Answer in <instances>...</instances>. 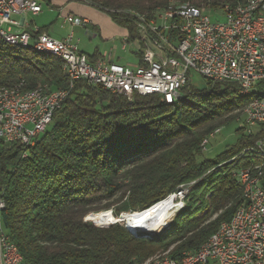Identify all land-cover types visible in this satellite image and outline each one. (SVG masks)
<instances>
[{
	"label": "trees",
	"instance_id": "16d2710c",
	"mask_svg": "<svg viewBox=\"0 0 264 264\" xmlns=\"http://www.w3.org/2000/svg\"><path fill=\"white\" fill-rule=\"evenodd\" d=\"M69 1L106 14L135 42L138 24L171 4L219 14L249 0ZM205 81L197 89L189 80L172 105L159 95L129 101L82 80L70 88L58 58L0 43V88L23 82L24 92L45 86L68 92L33 146L0 144V222L25 264H143L164 254L180 261L234 217L245 205L236 173L258 160H231L264 139V124L251 134L240 128L237 141L213 158L205 157L202 143L238 123L264 95V82L244 97L236 84ZM180 191H187L184 207L158 235L135 238L124 227V213L145 211Z\"/></svg>",
	"mask_w": 264,
	"mask_h": 264
},
{
	"label": "built area",
	"instance_id": "2783aa9c",
	"mask_svg": "<svg viewBox=\"0 0 264 264\" xmlns=\"http://www.w3.org/2000/svg\"><path fill=\"white\" fill-rule=\"evenodd\" d=\"M45 1L0 0V38L36 44L58 55H66L74 82L82 80L102 86L129 101L134 95H159L164 103L180 98L193 72L214 83L236 84L240 90L256 89L264 82V0H254V5L250 6L253 16L234 13L230 8L223 22H219L218 17L212 21L204 14H178L165 9L157 14V19L138 24L139 40L124 39V51L130 43L140 46V61L133 67L115 63L111 54L91 62L74 44L72 32L64 41H58L46 33H39V29H31L27 16L41 15ZM229 15L240 16V23H230ZM64 23L83 29L89 24L72 15H66ZM22 83L17 87L22 88ZM46 88L28 94L25 100L0 97V144L30 147L46 132L68 95L67 91H54L52 100H43ZM244 124L247 134L264 124V97H258L254 106L248 107ZM207 144L208 140H204L202 147ZM250 149L264 150V139L245 150ZM261 170L262 166L253 163L237 171L236 178L242 181L246 173L256 172V181L251 187L254 198H248L240 212L222 225L215 241H208L214 256L202 254L196 260H187L186 253V264H264V178H260ZM186 192L180 191L168 198L177 201ZM219 242H226V249H219ZM176 262L172 259L164 264ZM0 264H21L16 261L10 243L2 237L1 225Z\"/></svg>",
	"mask_w": 264,
	"mask_h": 264
},
{
	"label": "bare ground",
	"instance_id": "6f19581e",
	"mask_svg": "<svg viewBox=\"0 0 264 264\" xmlns=\"http://www.w3.org/2000/svg\"><path fill=\"white\" fill-rule=\"evenodd\" d=\"M251 5H254V0H249L243 5H239L236 7H233L234 13L237 14H245V16H253V8L250 7ZM167 10H171V13H178V14H204V12H201L200 10L193 8V7H187V6H175L174 4H171ZM230 10V7L225 8L222 12L224 16L227 14V12ZM161 12H164L161 11ZM160 12V13H161ZM159 13V12H158ZM223 16V17H224ZM209 17V16H208ZM157 19V15L155 17ZM229 22L230 23H240V16L238 15H229ZM0 43H3L8 46L22 48V49H28L32 48L36 53L39 54H45V55H51L52 57L58 58L63 63V70L70 79V87H73L74 84V77L72 73V68L69 66V57L66 55H58L55 51L51 49L41 48L37 47L36 44H24V43H18V41L11 40L8 38H0ZM45 87H41L35 91L30 92H24L23 90H20V88H0V97H10L17 99V100H25L28 99V94H32L34 92H39ZM240 94L242 96H250L252 92L255 91V89H249V90H240ZM56 92H63V90H57ZM262 94V93H261ZM264 94V93H263ZM54 96V91H51L49 89H45L43 93V100H52ZM264 97V95L262 96ZM178 100V99H177ZM169 101L166 102V105H172L175 101ZM257 100L255 98L253 101H251L246 108L244 109L243 115L244 117L247 116L248 113V107L254 106V101ZM220 130L215 131L210 137L216 135L219 133ZM44 134V133H43ZM42 134V135H43ZM40 135V136H42ZM256 157L258 160L259 166L263 167V170L260 171V178H264V150L261 149H250V150H244L240 156L237 159H233L231 162H236V160H240L247 157ZM255 158V159H256ZM240 185L243 188V198L245 201V204L248 203V198H254V189H251V187L254 185L256 181V172H249L246 173L244 180L242 181L241 178H237ZM184 205L182 202H176L173 200V198H169L163 202H160L151 208L142 211L134 216L129 217L125 221V225L128 226V228L134 232H142L145 234H154L156 232L161 231L164 227L168 226L169 223L172 221V219L175 217V215L183 209ZM4 209V202L1 200V206H0V212ZM240 212V209L237 211V213ZM1 225V222H0ZM223 225V224H222ZM222 225L220 226L219 230L216 234H214L209 241H215L217 239V234L220 233L222 229ZM2 226V225H1ZM2 237L4 238L6 243H10L11 248L14 251V256L16 258L17 262H21V264H25L23 261V258L21 254L19 253L17 247L11 242L8 235L5 233L2 227ZM208 242L203 245L198 251L193 253H187V260H196L198 259V256L206 255V256H214V249H212V245H207ZM219 249H226V242H219ZM186 254H184L183 258L180 261H177L176 264H186V260L184 257ZM172 260L170 257H168L167 254L159 255L158 257L152 259L151 261L145 263V264H164Z\"/></svg>",
	"mask_w": 264,
	"mask_h": 264
},
{
	"label": "rangeland",
	"instance_id": "374dc122",
	"mask_svg": "<svg viewBox=\"0 0 264 264\" xmlns=\"http://www.w3.org/2000/svg\"><path fill=\"white\" fill-rule=\"evenodd\" d=\"M205 15L209 16L212 19V21H215V19L217 17H218L219 22H223V20H224L223 12H221L219 14L218 13L209 14V13L205 12ZM17 19L19 20V18H17ZM27 20L29 22H31V24H32L31 29L41 30V29H48L49 28L51 38L58 40V41H61V39L64 36L73 32L74 33V44L77 45V47L80 51H84L86 53L92 44H97L99 42L98 39L92 38V32L90 30H85L83 28L71 29V27L68 24L64 23L63 18L59 17L58 13L47 5H43V13L41 15H39L37 17H32L29 15V16H27ZM78 40H79V42H78ZM105 49L108 53L109 47L107 46ZM139 50H140V46L137 43H130L127 46L125 51L122 50L121 43H118V44H115V49H113L112 52H114V56H118V57L122 58V62L119 63L120 65L133 67V65L136 63V55L138 54ZM190 79H191V84L195 88L204 89L206 87V81L200 75L193 72L191 74ZM243 116L239 120L238 123H234L229 127H224L219 131V133L212 136V138H210V137L208 138V144L206 145V147L203 148V151H204L206 158L215 157L216 155L221 153L227 146H231L237 141L238 130L240 128L245 127L243 125ZM254 131H256V129H254ZM190 185H192V184H190ZM184 198H185V195L178 198V200L176 202H182L184 205ZM167 199H169V198L167 197L163 201H165ZM163 201H161V202H163ZM116 207L117 206H113L108 211H110L111 214L113 215V212H114ZM102 212H105V211H102ZM138 213H140V212L124 213V214L122 213V214H123V218L125 217V221H126L129 217L134 216ZM91 214H93V213H91ZM89 215L87 216V221H89L90 223H93L90 220H88ZM117 224L124 226V224H121V223H117ZM108 225H112V224H108ZM124 227L126 228V225ZM141 235H145V234L142 233ZM141 235H138V237H141ZM158 256L159 255H156V256L150 258L145 263L151 261L152 259H154ZM145 263H143V264H145Z\"/></svg>",
	"mask_w": 264,
	"mask_h": 264
},
{
	"label": "crops",
	"instance_id": "0c3cea01",
	"mask_svg": "<svg viewBox=\"0 0 264 264\" xmlns=\"http://www.w3.org/2000/svg\"><path fill=\"white\" fill-rule=\"evenodd\" d=\"M49 7L55 10L58 13V16L63 18V21L66 15H72L89 22L87 29L85 30H90L92 32V38L98 39L99 42L97 44H92L87 53L84 51L80 52L87 56H96L97 58H102L111 54L115 63L119 64L122 62V58L114 56V52L112 51L115 49V44L121 43V46L123 45V41L128 37V34L125 29L115 25L106 14L91 7L70 2L69 0H51ZM29 23L32 26L31 22ZM45 33L50 36L49 28L46 29ZM68 35L64 36L61 41H64ZM107 46L109 47L108 53L105 49ZM139 61L140 57L136 55V63L133 66H136Z\"/></svg>",
	"mask_w": 264,
	"mask_h": 264
},
{
	"label": "water",
	"instance_id": "95a60500",
	"mask_svg": "<svg viewBox=\"0 0 264 264\" xmlns=\"http://www.w3.org/2000/svg\"><path fill=\"white\" fill-rule=\"evenodd\" d=\"M112 225H113V224H112ZM164 228H165V227H164ZM164 228H163V229H164ZM126 229H127V230L129 231V233H130L132 236H134L135 238H137L138 235H141V234H142V232H138V233H134V232H132V231L128 228V226H126ZM159 233H160V231H159V232H156V233H154V234H145V233H143V234H145V235H141V237L151 239L152 237L158 235Z\"/></svg>",
	"mask_w": 264,
	"mask_h": 264
}]
</instances>
